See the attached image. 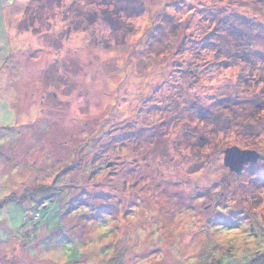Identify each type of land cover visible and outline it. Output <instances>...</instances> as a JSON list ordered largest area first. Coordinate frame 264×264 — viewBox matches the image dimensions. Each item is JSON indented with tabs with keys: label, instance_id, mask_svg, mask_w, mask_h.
Listing matches in <instances>:
<instances>
[{
	"label": "rangeland",
	"instance_id": "rangeland-1",
	"mask_svg": "<svg viewBox=\"0 0 264 264\" xmlns=\"http://www.w3.org/2000/svg\"><path fill=\"white\" fill-rule=\"evenodd\" d=\"M2 12L0 264L264 256V0ZM230 147L259 158L234 171Z\"/></svg>",
	"mask_w": 264,
	"mask_h": 264
},
{
	"label": "water",
	"instance_id": "water-1",
	"mask_svg": "<svg viewBox=\"0 0 264 264\" xmlns=\"http://www.w3.org/2000/svg\"><path fill=\"white\" fill-rule=\"evenodd\" d=\"M259 158V154L251 150H240L236 147L225 149L223 162L234 171H238L246 162H254ZM111 163L108 164V166Z\"/></svg>",
	"mask_w": 264,
	"mask_h": 264
},
{
	"label": "crops",
	"instance_id": "crops-1",
	"mask_svg": "<svg viewBox=\"0 0 264 264\" xmlns=\"http://www.w3.org/2000/svg\"><path fill=\"white\" fill-rule=\"evenodd\" d=\"M3 12L0 14V69L13 54L14 44L11 43L9 34H6ZM14 41V40H13ZM12 50V53H11ZM11 53V54H10Z\"/></svg>",
	"mask_w": 264,
	"mask_h": 264
},
{
	"label": "trees",
	"instance_id": "trees-1",
	"mask_svg": "<svg viewBox=\"0 0 264 264\" xmlns=\"http://www.w3.org/2000/svg\"><path fill=\"white\" fill-rule=\"evenodd\" d=\"M111 163V165L113 164V162L111 161H107V163L102 167V166H98V165H93V166H88L89 171L93 174V173H99L100 170H102L103 168H108V164ZM250 264H264V256L262 255H257L256 257L252 258L251 261L249 262Z\"/></svg>",
	"mask_w": 264,
	"mask_h": 264
}]
</instances>
